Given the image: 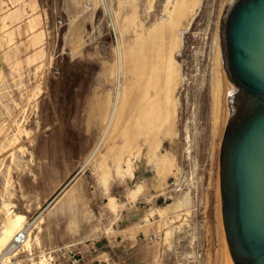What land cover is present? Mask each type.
<instances>
[{
    "label": "rangeland",
    "instance_id": "1",
    "mask_svg": "<svg viewBox=\"0 0 264 264\" xmlns=\"http://www.w3.org/2000/svg\"><path fill=\"white\" fill-rule=\"evenodd\" d=\"M178 2L0 0V264H35L63 249L85 264H230L218 207L226 0H198L193 10L187 0L179 17L173 134L147 155L139 140L133 160L118 132L94 145L112 79L124 72L121 55L169 21ZM172 177L182 184L175 194ZM150 228L159 234L153 242Z\"/></svg>",
    "mask_w": 264,
    "mask_h": 264
},
{
    "label": "water",
    "instance_id": "2",
    "mask_svg": "<svg viewBox=\"0 0 264 264\" xmlns=\"http://www.w3.org/2000/svg\"><path fill=\"white\" fill-rule=\"evenodd\" d=\"M220 217L232 264H264V0H226Z\"/></svg>",
    "mask_w": 264,
    "mask_h": 264
},
{
    "label": "bare ground",
    "instance_id": "3",
    "mask_svg": "<svg viewBox=\"0 0 264 264\" xmlns=\"http://www.w3.org/2000/svg\"><path fill=\"white\" fill-rule=\"evenodd\" d=\"M186 2L187 0H179L175 5V12L170 15L169 21L166 22L165 19H162L146 35L138 34L134 44L121 55L119 64L120 69L124 72H119L120 74L112 79L113 92H111V95L109 94L110 96L103 103L101 132L94 144L97 145L99 150L108 137H114L115 132H118L124 138L126 145H131V149L128 148L127 159L133 160L135 152L138 153L139 140L149 147H147V155L160 147L166 136L173 134L172 126L177 108V99L174 93L181 80L179 66L173 58V53L181 46L180 36L182 34H178L180 30L179 17L183 16L186 10ZM194 2L192 10L197 5L198 0H194ZM192 10L190 19L194 14ZM190 19H188L187 26ZM217 70L215 66L212 83L216 96L220 86ZM127 74L133 76V79L128 83L126 82ZM216 101L217 97L215 99V111L217 109ZM130 104L129 112L133 115L130 119L123 121L124 123L119 127ZM165 160H167V157L162 159L161 173L163 175L169 170L168 162ZM128 170H130L129 167ZM176 181V186L172 188L174 191L170 189L167 183L168 190L173 194L178 193L182 187L178 179ZM189 198V195L185 194L183 201L189 203ZM178 202H173L168 208H176L177 205L179 206L182 203V201ZM218 207L220 217V200ZM160 211H164V209ZM221 227L223 231L222 221ZM223 237L229 261L232 264L224 231ZM23 245L24 243L21 247ZM199 257L200 253L198 251L195 258L199 259ZM34 262L35 264H52L45 255L38 256V259ZM193 263L195 261L188 260V264Z\"/></svg>",
    "mask_w": 264,
    "mask_h": 264
},
{
    "label": "built area",
    "instance_id": "4",
    "mask_svg": "<svg viewBox=\"0 0 264 264\" xmlns=\"http://www.w3.org/2000/svg\"><path fill=\"white\" fill-rule=\"evenodd\" d=\"M168 184H169L170 189L173 190L172 188H174L176 186L177 181L174 177H172L168 181ZM168 199H170V198H168ZM199 230L201 231L200 228H199ZM157 233H158V231H156L155 229L152 230L149 233V235L147 236V242L155 241L159 235ZM24 240H25L24 234L17 233L15 235V237L13 238V243L18 245V246H21L24 243ZM201 250H202V247H201ZM51 253H53V254L51 255ZM45 255L47 256V258H49L50 262H53V264H85V262L83 261V257L79 253H76L70 249L57 250L54 252L47 251L45 253Z\"/></svg>",
    "mask_w": 264,
    "mask_h": 264
},
{
    "label": "crops",
    "instance_id": "5",
    "mask_svg": "<svg viewBox=\"0 0 264 264\" xmlns=\"http://www.w3.org/2000/svg\"><path fill=\"white\" fill-rule=\"evenodd\" d=\"M150 223H152V222H150ZM142 225H146V222L145 221H143V224ZM151 229V231H152V228H150ZM150 232V231H149ZM98 243H100L98 240H95V242H93V246H94V248H96V246L98 245ZM96 257H97V254H95V256H93V258L94 259H96Z\"/></svg>",
    "mask_w": 264,
    "mask_h": 264
}]
</instances>
